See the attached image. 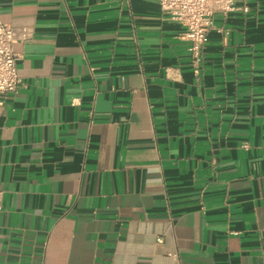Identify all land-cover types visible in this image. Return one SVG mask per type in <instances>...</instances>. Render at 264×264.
Masks as SVG:
<instances>
[{"label":"crops","instance_id":"1","mask_svg":"<svg viewBox=\"0 0 264 264\" xmlns=\"http://www.w3.org/2000/svg\"><path fill=\"white\" fill-rule=\"evenodd\" d=\"M203 59L158 0H0V264H264V0Z\"/></svg>","mask_w":264,"mask_h":264},{"label":"built area","instance_id":"2","mask_svg":"<svg viewBox=\"0 0 264 264\" xmlns=\"http://www.w3.org/2000/svg\"><path fill=\"white\" fill-rule=\"evenodd\" d=\"M162 11L173 21L186 28L184 38L189 42L192 62L199 68L203 59V48L209 41V32L214 28L217 14L228 16L232 12L248 13L251 0H158ZM25 30L18 32L4 23L0 17V96L18 92L24 85L20 75V59L13 49L18 39H25ZM1 203V197H0Z\"/></svg>","mask_w":264,"mask_h":264}]
</instances>
